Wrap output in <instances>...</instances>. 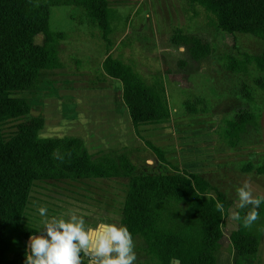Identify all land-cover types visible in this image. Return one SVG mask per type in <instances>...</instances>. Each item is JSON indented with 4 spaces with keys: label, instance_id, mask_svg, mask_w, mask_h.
<instances>
[{
    "label": "rangeland",
    "instance_id": "374dc122",
    "mask_svg": "<svg viewBox=\"0 0 264 264\" xmlns=\"http://www.w3.org/2000/svg\"><path fill=\"white\" fill-rule=\"evenodd\" d=\"M111 8L109 43L93 22L77 8L53 6L47 11L49 27L64 33L56 68L45 69L36 90L22 93L30 104L29 118L41 117V135L77 137L102 170L96 179L36 183L28 205L29 219L42 229L45 220L84 217L85 228L99 223L119 225L130 176L140 170L174 171L202 175L222 191L230 205L223 218L226 237L236 228L237 188L247 180L256 195H264V73L245 64L243 54H258L264 43L253 36L229 34L215 27L214 17L187 0H108ZM182 37L181 41H175ZM207 54L195 57L202 45ZM107 54L121 59L145 81L160 76L168 96V122L135 130L122 100L121 83L106 76ZM249 91L250 98L246 97ZM203 99L205 111L191 113L186 101ZM240 107L260 114L258 127L249 126L235 146L223 135L226 121ZM9 122L6 136L15 130ZM164 152L165 163L147 146ZM162 164L163 166L159 165ZM250 164L252 169L244 171ZM47 206L46 216L39 208ZM135 264L148 256L139 237H133ZM17 244L0 239V264H6ZM88 264L95 258L84 253ZM216 264H232L225 241ZM264 264V229L258 256Z\"/></svg>",
    "mask_w": 264,
    "mask_h": 264
},
{
    "label": "trees",
    "instance_id": "16d2710c",
    "mask_svg": "<svg viewBox=\"0 0 264 264\" xmlns=\"http://www.w3.org/2000/svg\"><path fill=\"white\" fill-rule=\"evenodd\" d=\"M187 1L211 14L217 29L250 35L264 43V0ZM53 6L80 9L103 39L110 42L108 0H0V239L17 244L6 264H24L29 237L41 234L27 213L36 183L103 176L81 139L41 135L44 120L28 117L30 104L21 95L38 88L43 70L60 65L58 47L65 36L49 27L47 11ZM196 41L194 45L202 47L196 50L195 57L202 58L207 47ZM243 57L245 64L264 73V50L255 55L245 53ZM102 70L121 83L122 100L135 130L169 121L171 109L160 76L145 81L129 64L111 54L103 60ZM246 97L250 98L249 91ZM202 102L196 98L184 106L191 113L203 112L206 108L200 110ZM259 119L260 114L253 109L238 108L223 128L226 142L230 146L238 144L249 126L258 127ZM15 121L18 123L14 132L6 136L4 125ZM146 144L160 163L166 162L160 148ZM54 153L63 156V161ZM243 169L250 171L252 166L248 164ZM256 172L264 174V166ZM217 203L223 204V213L217 210ZM229 205L226 195L200 174L178 168L145 169L129 178L119 225L142 240L148 256L145 264H169L171 258H179L181 264H216L225 241L232 249V264H251L259 253L264 203L258 209L260 220L251 229H245L242 220L237 221L236 228L226 237L222 225ZM248 210L239 208L238 212L243 217ZM80 255L81 264H88L84 253Z\"/></svg>",
    "mask_w": 264,
    "mask_h": 264
},
{
    "label": "clouds",
    "instance_id": "9594fccd",
    "mask_svg": "<svg viewBox=\"0 0 264 264\" xmlns=\"http://www.w3.org/2000/svg\"><path fill=\"white\" fill-rule=\"evenodd\" d=\"M63 161V156L55 154ZM70 155V154H69ZM240 209H249L241 217L233 213L232 219L242 220L245 229H251L260 220L258 209L264 203V195L254 194L250 182L245 180L237 188ZM216 208L223 213L224 206ZM47 213V206L39 208L40 216ZM84 217L71 215L64 219L45 220L41 235L30 236L24 264H81V252L95 258V264H135L138 257L134 251V239L129 229L115 223H99L95 228H85Z\"/></svg>",
    "mask_w": 264,
    "mask_h": 264
},
{
    "label": "water",
    "instance_id": "95a60500",
    "mask_svg": "<svg viewBox=\"0 0 264 264\" xmlns=\"http://www.w3.org/2000/svg\"><path fill=\"white\" fill-rule=\"evenodd\" d=\"M41 234H37L35 236H39ZM28 244H29V239H28V242H27V250H28V254H29V247H28ZM169 264H181V261L179 258H171Z\"/></svg>",
    "mask_w": 264,
    "mask_h": 264
}]
</instances>
